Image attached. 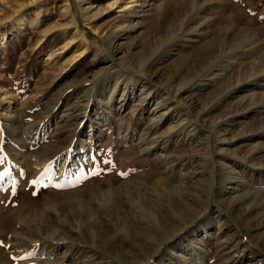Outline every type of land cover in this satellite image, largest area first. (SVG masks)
<instances>
[{
  "label": "rangeland",
  "instance_id": "obj_1",
  "mask_svg": "<svg viewBox=\"0 0 264 264\" xmlns=\"http://www.w3.org/2000/svg\"><path fill=\"white\" fill-rule=\"evenodd\" d=\"M111 1L0 0V264H264V0Z\"/></svg>",
  "mask_w": 264,
  "mask_h": 264
},
{
  "label": "bare ground",
  "instance_id": "obj_2",
  "mask_svg": "<svg viewBox=\"0 0 264 264\" xmlns=\"http://www.w3.org/2000/svg\"><path fill=\"white\" fill-rule=\"evenodd\" d=\"M138 3H137V1H135V0H132V1H129V2H127V3H125L123 6H120V0H112L111 2H109L108 3V9H110V10H113V9H115V8H119L120 10H119V12H121V13H123L124 11H131L132 9H134V8H136L138 5H137ZM82 8V7H81ZM82 12V14L83 15H85V11L82 9L81 10ZM81 14V15H82ZM25 19H26V16L25 15H22V16H20L19 18H17L15 21H14V24H13V26L15 27L16 25H23L24 24V22H25ZM39 24V22H35L34 23V25L35 26H37ZM47 34V33H46ZM0 43H2V44H5V37L2 35V36H0ZM70 45V43L69 44H66V45H64V49H63V51L61 52L62 54L66 51V50H68L69 49V46ZM111 48V47H110ZM114 58V57H113ZM165 114V113H164ZM164 115L163 114H161L159 117H155V119H160V117L162 118ZM155 122H156V120H155ZM156 124V123H155Z\"/></svg>",
  "mask_w": 264,
  "mask_h": 264
},
{
  "label": "snow or ice",
  "instance_id": "obj_3",
  "mask_svg": "<svg viewBox=\"0 0 264 264\" xmlns=\"http://www.w3.org/2000/svg\"><path fill=\"white\" fill-rule=\"evenodd\" d=\"M0 179H3V176L2 175H0ZM33 184H35V183H37L36 181H33L32 182ZM57 187H59V185H57ZM35 194V193H34Z\"/></svg>",
  "mask_w": 264,
  "mask_h": 264
}]
</instances>
